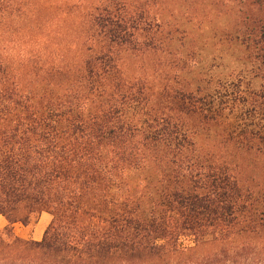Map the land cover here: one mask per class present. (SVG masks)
Instances as JSON below:
<instances>
[{
	"label": "trees",
	"instance_id": "1",
	"mask_svg": "<svg viewBox=\"0 0 264 264\" xmlns=\"http://www.w3.org/2000/svg\"><path fill=\"white\" fill-rule=\"evenodd\" d=\"M63 1L30 22L0 0V264H264V189L243 176H264V0H230L257 90L129 78L174 41L161 0ZM43 213L40 241L14 233Z\"/></svg>",
	"mask_w": 264,
	"mask_h": 264
},
{
	"label": "rangeland",
	"instance_id": "2",
	"mask_svg": "<svg viewBox=\"0 0 264 264\" xmlns=\"http://www.w3.org/2000/svg\"><path fill=\"white\" fill-rule=\"evenodd\" d=\"M51 1L55 6L57 3L54 2L59 0H15L13 9L19 11L17 15H25L32 22L37 16L49 13L44 11H47ZM76 1L79 0L67 2ZM38 4L42 5L40 12ZM239 8L240 4L230 0H161L153 12L165 25L168 37L172 36L174 41L168 42L157 55L130 56L122 63L125 75L129 78H152L160 69L175 73L181 71L182 77L190 80L205 72L213 83H236L239 80L245 88L259 89L262 81L254 79L251 60H246L243 50L231 43L228 37L232 24L238 22ZM253 167L244 168V179L248 185H259L264 189V176ZM46 217L49 222L50 217ZM39 221L40 216L32 220L27 226L30 231Z\"/></svg>",
	"mask_w": 264,
	"mask_h": 264
},
{
	"label": "crops",
	"instance_id": "3",
	"mask_svg": "<svg viewBox=\"0 0 264 264\" xmlns=\"http://www.w3.org/2000/svg\"><path fill=\"white\" fill-rule=\"evenodd\" d=\"M46 216H49V215L46 213H43L40 215V221L34 226L33 231H30L29 227H24V226L19 225V226H15L14 233L18 237L25 239V240L30 239L34 241H40L42 239L45 228L50 222V220L48 222V218ZM6 224L7 223L5 219L0 217V228L4 227Z\"/></svg>",
	"mask_w": 264,
	"mask_h": 264
}]
</instances>
